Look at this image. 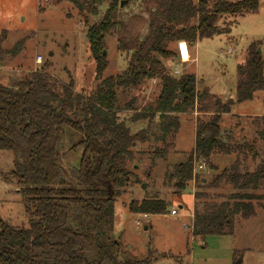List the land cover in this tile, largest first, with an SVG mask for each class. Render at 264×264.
<instances>
[{"label":"trees","instance_id":"obj_1","mask_svg":"<svg viewBox=\"0 0 264 264\" xmlns=\"http://www.w3.org/2000/svg\"><path fill=\"white\" fill-rule=\"evenodd\" d=\"M45 1L52 6L68 2L80 14L100 17L85 33L97 76L107 66V36H116L117 49L128 54V61L121 73L101 79L88 95L76 92L73 80L64 83L51 76L46 65L22 79L0 84V151L12 155L5 179L18 185L27 214L26 224L21 226L0 217V264H145L143 260H118V241L111 236L114 202L135 178L126 165L135 158L137 144L147 140L155 116L160 131L155 139L164 145L155 148L153 157L165 158L179 128L175 113L193 110L195 105L197 113L209 116L197 117L194 146L168 176L176 183L194 182L203 189L215 188L224 180L238 192L220 202L196 204L191 233L232 235L235 216H254L255 201L260 199L255 191L264 184V162L251 171L242 167L248 153L258 154L255 143L232 142V133L221 129L220 120L236 102L255 100L258 92H264L259 42H250L237 58L234 99L223 100L207 88L197 91L194 74L172 76L162 59H176V51L169 45L176 46L181 40L192 45L211 38L220 30V17L254 13L261 0H126L128 4L138 2L142 9L126 21L117 17L122 0ZM38 11H45V6H38ZM4 39L1 32L0 64L22 49L23 40L4 49ZM146 79H157L160 84L155 103L134 112L128 120L121 119L117 90L137 89ZM139 120L146 125L133 132L128 122ZM259 120L257 133L264 152V114ZM167 136L171 141H166ZM64 139H69L72 149L80 147L76 165L68 169L60 161ZM231 152L237 154L235 160L210 182L195 174L197 161L214 168L213 154ZM193 196L203 199L206 194L198 191ZM167 205L166 200L153 196L131 200L128 210L160 214Z\"/></svg>","mask_w":264,"mask_h":264},{"label":"rangeland","instance_id":"obj_2","mask_svg":"<svg viewBox=\"0 0 264 264\" xmlns=\"http://www.w3.org/2000/svg\"><path fill=\"white\" fill-rule=\"evenodd\" d=\"M122 1L124 3L117 13L120 20L126 21L130 16L141 13L138 2L128 4L126 0ZM38 6H45V11L39 12ZM105 7L101 8V13ZM99 18L80 14L68 2L52 6L45 0H0V34H5L2 47L10 49L19 40H23L20 53L0 64V84L6 85L22 79L46 65L45 71L57 80L64 83L73 80L76 92L90 94L101 79L121 73L128 61V54L117 49L116 36H107V66L97 76L85 33L87 27ZM218 26L220 30L213 37L189 45L191 59L188 62L177 65L175 58L162 60L166 71L172 76L175 66H179L176 76L182 73L194 74L197 91L207 88L223 100L234 99L236 61L241 51L250 42L258 41V49L264 59V0L260 1L254 13L223 15ZM142 32L144 34L145 29ZM169 47L176 51L175 44ZM37 55L42 56L41 63H36ZM159 92L157 79H146L137 89H118L116 107L119 117L128 120L134 112L155 103ZM263 95L264 92H258L255 100L236 102L220 120L221 129L232 133V142L255 143L258 150L255 157L248 153L242 161L240 156L242 167L250 171L264 162L263 140L257 133L261 128L259 117L264 114ZM128 103L130 107L126 106ZM175 115L179 128L175 135V145L168 150L165 158L153 157L155 148L164 145L155 139L160 134L155 116L149 125L147 140L137 144L135 158L126 165L135 178L122 188L114 202L111 236L118 241V260H143L145 264H264V209L258 205L259 202L264 206V184L255 191L260 196L259 201H255V215L248 219L235 216L232 235L191 233V216L196 204L204 200L220 202L232 192L238 191L224 180L215 188L203 189L194 182L184 185L176 183L168 176L172 166L184 160L192 149L197 117L209 116L197 113L196 105L193 110ZM128 123L133 132L146 125L142 120ZM166 141H171L169 136ZM79 155L80 147L72 149L69 139H64L60 159L63 167L68 169L75 166ZM236 156L233 152L213 154L211 162L214 168L197 161L194 172L208 183L228 167ZM11 162V153L0 151V217L12 225L21 226L27 221L23 196L17 191L18 185L5 179ZM198 191H204L206 197L201 199L193 196ZM153 196L168 203L164 213L143 216L129 212L128 203L131 200ZM172 209L176 210L175 215L170 214Z\"/></svg>","mask_w":264,"mask_h":264},{"label":"built area","instance_id":"obj_3","mask_svg":"<svg viewBox=\"0 0 264 264\" xmlns=\"http://www.w3.org/2000/svg\"><path fill=\"white\" fill-rule=\"evenodd\" d=\"M176 54H177V57H176L177 65L180 64V63L182 64V63L188 62L191 59L190 58L191 55H190L189 44L186 41H184V40L178 41L176 43ZM35 61H36V63H41L42 56L41 55H37ZM178 67L175 66L174 75H177L179 73ZM170 214L175 215L176 214V210L172 209L170 211ZM143 216H148V215L147 214H143Z\"/></svg>","mask_w":264,"mask_h":264},{"label":"crops","instance_id":"obj_4","mask_svg":"<svg viewBox=\"0 0 264 264\" xmlns=\"http://www.w3.org/2000/svg\"><path fill=\"white\" fill-rule=\"evenodd\" d=\"M227 114V113H226ZM175 139H176V137H175ZM174 139V140H175ZM194 142H195V132H194V134H193V146H194ZM174 145H175V143H174ZM193 146H192V148H193ZM191 150V149H190ZM192 217V216H191Z\"/></svg>","mask_w":264,"mask_h":264},{"label":"water","instance_id":"obj_5","mask_svg":"<svg viewBox=\"0 0 264 264\" xmlns=\"http://www.w3.org/2000/svg\"><path fill=\"white\" fill-rule=\"evenodd\" d=\"M123 3H124V1H121V3H120V6H122L123 5ZM257 52H260V50L259 49H257ZM146 228V227H145Z\"/></svg>","mask_w":264,"mask_h":264}]
</instances>
